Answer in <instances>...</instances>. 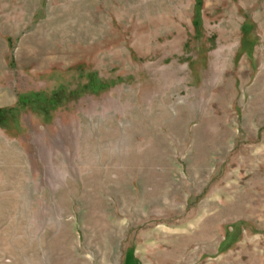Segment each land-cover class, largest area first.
<instances>
[{"label": "rangeland", "instance_id": "1", "mask_svg": "<svg viewBox=\"0 0 264 264\" xmlns=\"http://www.w3.org/2000/svg\"><path fill=\"white\" fill-rule=\"evenodd\" d=\"M0 110V264H264V0H0Z\"/></svg>", "mask_w": 264, "mask_h": 264}, {"label": "trees", "instance_id": "2", "mask_svg": "<svg viewBox=\"0 0 264 264\" xmlns=\"http://www.w3.org/2000/svg\"><path fill=\"white\" fill-rule=\"evenodd\" d=\"M87 87L91 93L95 94V93H98V92L106 89L107 87H109V84L106 85L103 81L97 79V77L95 75H91L89 80H88ZM41 97H42V95H40V94H33L31 96H20L18 98V106L20 108H24L31 101H35ZM7 113H8V111H6V110H0V123H2L6 119Z\"/></svg>", "mask_w": 264, "mask_h": 264}]
</instances>
